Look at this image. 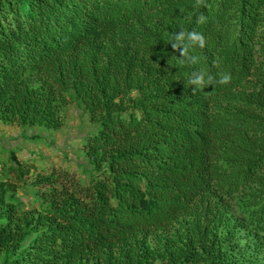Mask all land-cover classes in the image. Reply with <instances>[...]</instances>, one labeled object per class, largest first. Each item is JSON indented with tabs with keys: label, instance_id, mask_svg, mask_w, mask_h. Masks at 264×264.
I'll return each mask as SVG.
<instances>
[{
	"label": "trees",
	"instance_id": "16d2710c",
	"mask_svg": "<svg viewBox=\"0 0 264 264\" xmlns=\"http://www.w3.org/2000/svg\"><path fill=\"white\" fill-rule=\"evenodd\" d=\"M69 91L89 179L0 180V264H264V0H0V123L58 130Z\"/></svg>",
	"mask_w": 264,
	"mask_h": 264
},
{
	"label": "rangeland",
	"instance_id": "374dc122",
	"mask_svg": "<svg viewBox=\"0 0 264 264\" xmlns=\"http://www.w3.org/2000/svg\"><path fill=\"white\" fill-rule=\"evenodd\" d=\"M66 101L61 112L63 126L55 131L38 127L22 129L0 123V180L14 184L13 200L20 203V210H39L40 192L43 188L33 185L38 176L60 170L83 182L89 179V173L83 166L87 159L83 155L78 138L89 133L91 124L83 112L82 105L73 98L70 91L66 95ZM11 152L15 154L21 166L22 179H18L10 171Z\"/></svg>",
	"mask_w": 264,
	"mask_h": 264
},
{
	"label": "clouds",
	"instance_id": "9594fccd",
	"mask_svg": "<svg viewBox=\"0 0 264 264\" xmlns=\"http://www.w3.org/2000/svg\"><path fill=\"white\" fill-rule=\"evenodd\" d=\"M186 36L188 40H192V41L198 40L200 45L202 46L203 37L200 36L198 33L188 32L187 34H185V32L183 31L177 32L174 36V42L172 43V47L179 48L181 54H183L185 51V48L181 47V45L184 43ZM192 59L193 61H195L196 57H192ZM229 79H230V76L228 74H224L221 78V82H226ZM191 83H194V84L202 83V78L200 76H197L193 81H191Z\"/></svg>",
	"mask_w": 264,
	"mask_h": 264
},
{
	"label": "built area",
	"instance_id": "2783aa9c",
	"mask_svg": "<svg viewBox=\"0 0 264 264\" xmlns=\"http://www.w3.org/2000/svg\"><path fill=\"white\" fill-rule=\"evenodd\" d=\"M1 171H2V164L0 163V175H1Z\"/></svg>",
	"mask_w": 264,
	"mask_h": 264
}]
</instances>
